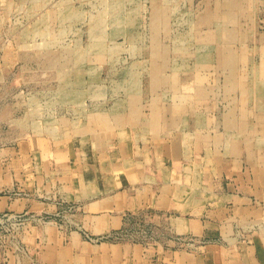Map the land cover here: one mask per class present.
I'll return each mask as SVG.
<instances>
[{"label":"rangeland","instance_id":"rangeland-1","mask_svg":"<svg viewBox=\"0 0 264 264\" xmlns=\"http://www.w3.org/2000/svg\"><path fill=\"white\" fill-rule=\"evenodd\" d=\"M228 52L239 57L234 68L242 86L248 75L253 85L264 54V0H0V152L48 148L56 134L150 133V108L160 114L167 107L176 128L182 107L195 103L202 126L213 129L206 123L220 116L219 102L230 86ZM13 158L19 175L21 158ZM36 160L41 158L28 154L21 170L33 177ZM25 192L7 188L0 195L21 198ZM74 209L63 212L72 216ZM145 215L148 224L137 218ZM150 216L130 212L122 228L101 235L112 238L98 242L194 254L211 241L172 229L163 237ZM59 217L0 211L2 264L32 256L27 231L65 232L76 225ZM150 224L149 237H114L122 229L136 235Z\"/></svg>","mask_w":264,"mask_h":264},{"label":"crops","instance_id":"crops-1","mask_svg":"<svg viewBox=\"0 0 264 264\" xmlns=\"http://www.w3.org/2000/svg\"><path fill=\"white\" fill-rule=\"evenodd\" d=\"M238 59L227 53L230 86L220 116L206 123L213 129L202 126L195 103L182 107L176 128L167 107L160 114L150 108V133L56 134L48 148L0 152V190L30 191L21 198L0 195V211H48L76 222L65 232L27 231L31 257L38 264H264V54L253 85L248 75L242 86ZM28 154L41 158L34 178L21 170ZM13 156L21 158L19 175ZM69 205L72 216L63 212ZM143 211L163 237L172 229L211 241L190 254L86 239L85 232L98 237L118 230L128 213ZM31 257L10 264H32Z\"/></svg>","mask_w":264,"mask_h":264},{"label":"built area","instance_id":"built-area-1","mask_svg":"<svg viewBox=\"0 0 264 264\" xmlns=\"http://www.w3.org/2000/svg\"><path fill=\"white\" fill-rule=\"evenodd\" d=\"M151 217V216H150ZM138 220L140 222H144V224H148V221H149V216L148 215H145L144 218L142 217H137ZM151 223V222H150ZM149 232L150 234H152L153 232V229L151 227V224H150V229L149 228H146V229H141L139 232L137 231L136 235H130L128 234L125 230H120V231H117L116 234H114V237L116 239H123V238H127V237H130L131 239L133 240H137V237L138 236H141V235H145L146 237H149ZM85 236L87 237L88 240H90L91 242H98L99 240H102V239H107V238H112L113 235L112 234H108V235H105V236H101V237H98V238H93V236H90L88 233H85Z\"/></svg>","mask_w":264,"mask_h":264}]
</instances>
